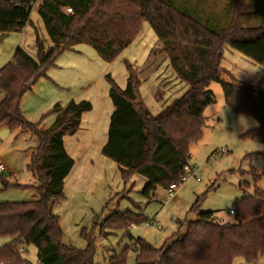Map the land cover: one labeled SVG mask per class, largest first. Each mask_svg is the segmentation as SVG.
<instances>
[{
    "label": "trees",
    "instance_id": "obj_1",
    "mask_svg": "<svg viewBox=\"0 0 264 264\" xmlns=\"http://www.w3.org/2000/svg\"><path fill=\"white\" fill-rule=\"evenodd\" d=\"M37 0H0V42L10 33H20L29 22L31 7ZM70 8L71 13H66ZM245 0H40L36 5L44 31L50 41L44 47L34 29V56L15 48L11 60L0 68V129L28 134L36 146L26 171L35 185L10 183L7 187L33 189L36 199L0 203V264H31L21 251L33 246L39 264H95L96 236L83 229V249L61 242L59 217L53 207L63 200V183L73 159L66 153L63 138L74 135L81 116L91 110L88 101L54 103L51 125L42 129V117L28 121L20 110L23 94L53 67L62 53L78 45L91 47L105 63L112 62L135 39L146 21L164 44L168 65L185 83L180 97L156 114H151L139 95L135 70L124 61L125 86L119 88L107 75V96L113 111L109 115L106 140L100 153L117 166L124 183L133 176L144 180L140 194L154 198L156 188L166 190L180 184L188 166L187 147L200 137L203 110L213 102L208 89L220 84L223 100L234 114L249 117L257 126L240 137L264 144V91L225 83L220 80L225 47L264 68V27H244ZM222 23V24H221ZM142 103V104H141ZM264 157L247 154L243 159ZM241 178L253 177L252 184L239 182L242 192L229 211L232 221L218 219L214 212H200L204 194L198 196L178 223L176 232L154 248L144 239L128 235L130 226L148 223L143 213L128 209L106 216L99 227V238L122 230L132 241L133 264H233L237 258L251 264L264 256V190L257 185L264 176L253 169L238 168ZM234 173L231 171L230 174ZM252 189V193L247 191ZM130 247H124L104 264H126Z\"/></svg>",
    "mask_w": 264,
    "mask_h": 264
},
{
    "label": "rangeland",
    "instance_id": "obj_2",
    "mask_svg": "<svg viewBox=\"0 0 264 264\" xmlns=\"http://www.w3.org/2000/svg\"><path fill=\"white\" fill-rule=\"evenodd\" d=\"M39 1L31 7L29 22L21 32L10 33L0 42V68L11 60L17 47L33 55L34 29L42 43L49 41L36 14ZM245 4L248 16L242 20V25L264 27V0H245ZM158 41L149 24L143 21L132 44L125 49L122 56L119 54L110 63L97 58L91 47L77 46L82 55L62 53L55 61H60L59 66L50 67L46 76L37 80L20 100V106L28 120L36 122L44 116L40 124L42 129L51 125L53 116L49 112L52 105L56 102L64 104L70 94L77 100H86L92 105L91 110L81 118L82 129L78 134L64 137L65 149L76 161L75 171L89 170L88 174L78 186V192L65 188L64 198L53 207V213L59 217L61 242L65 246L83 249L85 242L80 238V233L83 229H93L97 237V249L93 258L95 264H104L109 257L119 253L126 246L131 248L126 264H133L134 261L132 241L122 230L114 231L106 238H99V227H93L94 223L100 224L112 212L128 209L143 213L148 218V223L130 226L128 235L132 238L140 237L154 248H159L164 239L176 232L177 220L182 221L185 217L194 220V213H188V210L195 199L204 193L200 212H214L218 219L232 221L229 210L239 198V194H242L238 188L239 182H253L251 176L241 178L237 172L238 168L247 172L253 169L257 174L264 173V157L243 159L247 154L264 153V144L240 137L257 124L249 117L231 112L224 103L220 84L211 82L208 89L213 95V102L203 110L204 120L200 137L187 147L188 164L196 167L193 169L194 175L180 183L172 197L168 196L167 189L156 188L154 198L150 197L149 200L140 194L144 186L142 178L133 176L126 183L122 181L115 163L100 153L112 107L107 96L108 82L105 77L109 75L119 88H123L127 74L124 59L127 62H135L131 67L137 74L139 95L148 111L156 114L170 105L183 93L184 87L172 84L177 78L168 65L164 49ZM146 52L148 54L145 59ZM221 68V82L264 91V68L230 47L224 49ZM153 77L154 81L151 80ZM93 82H96L95 86L86 89ZM183 84L185 85L184 82ZM95 126L97 132L91 141V131ZM103 129L104 137L101 136ZM35 146L34 138L13 140V133L5 128L0 129V163L5 165L6 171L13 172L12 177L4 173L2 178L10 183L34 186L35 181L25 166ZM231 171L234 173L230 174ZM71 176L72 174L67 181ZM257 185L264 189V176L258 180ZM248 193L251 194L252 189L248 190ZM34 199L36 192L31 188L2 189L0 183V203ZM4 241L7 239L0 238V245ZM21 255L31 264H39L33 246L21 251ZM233 264L246 263L237 258ZM251 264H264V256Z\"/></svg>",
    "mask_w": 264,
    "mask_h": 264
},
{
    "label": "crops",
    "instance_id": "obj_3",
    "mask_svg": "<svg viewBox=\"0 0 264 264\" xmlns=\"http://www.w3.org/2000/svg\"><path fill=\"white\" fill-rule=\"evenodd\" d=\"M34 40V39H33ZM44 43V42H43ZM158 43L164 48V44L162 43V42H160V41H158ZM49 44H50V41H48V42H46V43H44L43 45H44V47H47V46H49ZM132 44V43H131ZM130 44V45H131ZM129 45V46H130ZM78 46H80V45H78ZM128 46V47H129ZM127 47V48H128ZM32 48L34 49V47H33V42H32ZM126 48V49H127ZM23 49V48H22ZM124 51L125 50H123V52H121L120 53V55L119 56H122V54L124 53ZM34 54H35V50L33 51V55H31V54H29V55H31V56H34ZM66 54H74L75 56H77V55H82V51H80V50H77V46H75V47H73L70 51H66V52H64L62 55H66ZM147 54H148V52H146V55H145V59H146V56H147ZM74 56V57H75ZM97 56V55H96ZM73 57V58H74ZM98 58V57H97ZM144 59V60H145ZM223 59V58H222ZM143 60V61H144ZM124 61H126L125 59H124ZM59 60L57 61V63H55L54 65H55V67H58L59 66ZM127 62V61H126ZM167 62H168V60H167ZM128 64H130L131 66L132 65H135L136 63L135 62H133V63H131V62H127ZM54 68V67H53ZM47 78H49L50 79V77H47ZM177 78V77H176ZM126 79V78H125ZM51 80V79H50ZM151 80H153L154 81V77L151 79ZM173 80V79H172ZM87 81H89V80H87ZM181 83H180V82ZM151 84H152V81L150 82ZM95 84H96V82H93V83H90V86H88L86 89H88V88H90V87H92V86H95ZM173 85H175V84H178V86L180 85L182 88L184 87V90H185V85L183 84V82L181 81V80H179L178 78L176 79V80H173V83H172ZM124 86H125V83H124ZM123 86V87H124ZM85 89V90H86ZM31 90V89H30ZM184 90H183V92H184ZM179 94V93H178ZM181 96V95H180ZM179 96V97H180ZM74 101V102H79V101H86V100H77L76 99V97H73V94H70L69 96H68V98H67V101L64 103V104H60L59 102H56V103H59L61 106H64L66 103H68L69 101ZM143 101V100H142ZM90 103V102H89ZM91 104V103H90ZM91 108H92V105H91ZM20 110H21V112H22V114H23V116L25 117V115H24V113H23V110H22V108H21V106H20ZM113 111V108L111 107V111H110V113ZM85 113H87V112H85ZM85 113H83V114H85ZM83 114H82V116H83ZM110 115V114H109ZM53 116V115H52ZM82 116H81V118H82ZM26 118V117H25ZM27 119V118H26ZM108 119H109V116H108ZM28 120V119H27ZM53 120H54V116H53ZM53 120H52V122H53ZM28 121H30V120H28ZM32 122V121H31ZM51 122V123H52ZM42 123V122H41ZM80 123H81V121H80ZM255 128V127H254ZM82 128H80V125H79V129H78V131L74 134V135H77L78 134V132L81 130ZM253 129V128H252ZM106 130H107V128H106ZM96 132H97V126H95L94 127V129L91 131V141H93L94 140V137H95V135H96ZM101 136L102 137H104V129H103V131H102V133H101ZM17 138H24L25 140H27V139H29L30 137L28 136V134H23V133H17V132H14L13 133V140H16ZM105 140H106V136H105V139L103 140V142H102V144H101V146L104 144V142H105ZM63 146H64V149H65V145H64V138H63ZM101 146H100V148H101ZM65 151H66V149H65ZM66 153H67V151H66ZM254 153H256V152H254ZM257 153H261V152H257ZM68 154V153H67ZM69 155V154H68ZM70 156V155H69ZM71 157V156H70ZM73 161H74V163H73V166H72V168H71V170H70V172H69V174L67 175V177L64 179V183H63V191L65 190V188L67 187L71 192H78V186H80L81 185V183H82V180L84 179V178H86V176H87V174H88V171L89 170H81V169H79L78 171H75V167H76V161L73 159ZM78 162V161H77ZM2 164V163H1ZM3 166H4V168H3V171L1 172V179H3L2 177H3V174L4 173H7L8 175H9V177H12V175H13V172H8V171H6L7 169H6V167H5V165L3 164ZM188 166H189V168H190V170L191 171H193V169L194 168H196V167H191L189 164H188ZM89 167V166H88ZM72 174V176L70 177V179L67 181V178ZM6 181H7V179H6ZM16 183H18V182H16ZM19 184H21V183H19ZM258 187L260 188V189H262V190H264L263 188H261L259 185H258ZM248 192V191H247ZM241 196V194H239V196L238 197H240ZM57 215V214H56ZM179 222H181V221H179V220H177V222H176V225H177V227H178V223ZM177 227H176V229H177ZM7 242H9V240L7 239V241L5 242H3L0 246H2V245H4V244H6Z\"/></svg>",
    "mask_w": 264,
    "mask_h": 264
},
{
    "label": "built area",
    "instance_id": "obj_4",
    "mask_svg": "<svg viewBox=\"0 0 264 264\" xmlns=\"http://www.w3.org/2000/svg\"><path fill=\"white\" fill-rule=\"evenodd\" d=\"M64 11L66 13H71V9L70 8H65ZM3 164L0 163V175H1V172L3 171ZM185 175L183 177H181L180 179V183L184 182L188 177H191L193 176V171L190 170L189 166L185 167ZM198 180V179H197ZM179 184H172L170 185L168 188H167V194L169 197H172L173 196V193L176 191L177 187H178ZM229 214H232V211H229ZM159 228V226H157Z\"/></svg>",
    "mask_w": 264,
    "mask_h": 264
}]
</instances>
